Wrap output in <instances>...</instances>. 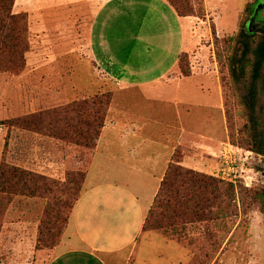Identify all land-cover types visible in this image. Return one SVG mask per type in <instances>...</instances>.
Returning <instances> with one entry per match:
<instances>
[{
  "label": "rangeland",
  "instance_id": "374dc122",
  "mask_svg": "<svg viewBox=\"0 0 264 264\" xmlns=\"http://www.w3.org/2000/svg\"><path fill=\"white\" fill-rule=\"evenodd\" d=\"M127 2L15 1L13 15L28 17L29 30L25 31L23 23L16 21L11 29L7 27L0 33V46L4 45V37L10 35L17 50L23 52L30 45L31 50L24 55L23 67L20 56L17 58L19 62L15 61L14 72L8 66L6 55L3 66L0 64V167L6 162L64 182L68 174L89 169L95 154V151L39 134L34 131L35 127H19L15 124L18 118L112 91L114 99L108 121L126 122L127 91L117 80L127 75L122 67L127 53V27L131 29L139 21L127 12ZM203 4L205 17L192 18L201 24L196 32L197 39L208 46L206 63L215 69L214 62H219L212 29L215 28L218 37H228L235 35L247 21V28L251 25L250 31L257 32L264 28V0H203ZM99 5L102 10L96 14L94 9ZM255 9L258 13L252 20ZM80 46L85 47L81 50ZM219 48L224 55L227 53V49ZM109 58L113 61L109 62ZM93 60H99L103 74L94 68ZM224 64L219 66L228 77L225 87L231 100L230 115L236 116L231 124V142L244 149L233 147L247 168L242 171L243 179L235 184L232 207L227 209L228 196L222 192L219 209L215 211L216 221L188 225L187 235L181 240H172L163 234L164 231L147 230L127 264H136V259L139 264H161L162 260L164 264H264V215L254 196L264 186V158L246 151L249 147L241 133L247 123L241 115L244 113L241 97L245 93L241 85L231 84ZM189 69L193 71L190 56L178 66V72L183 74ZM185 85L190 89L194 87L193 84ZM163 107L158 112L165 122L162 130L174 135L172 108L165 104ZM185 114L190 120L196 116ZM216 171L214 177H217ZM49 205L50 200L45 197L0 194V264L49 263L52 249L37 247L39 228ZM168 235H175V232Z\"/></svg>",
  "mask_w": 264,
  "mask_h": 264
},
{
  "label": "crops",
  "instance_id": "0c3cea01",
  "mask_svg": "<svg viewBox=\"0 0 264 264\" xmlns=\"http://www.w3.org/2000/svg\"><path fill=\"white\" fill-rule=\"evenodd\" d=\"M127 12L139 20L127 27V75L117 80L127 91V120L109 122L111 104L81 198L48 264L129 263L175 151L183 150L184 167L214 175L229 141L217 64L206 63L208 46L197 39L201 24L166 0H128ZM183 54L192 61L189 77L178 72ZM92 62L103 74L99 60ZM164 104L172 108L174 135L162 130Z\"/></svg>",
  "mask_w": 264,
  "mask_h": 264
},
{
  "label": "trees",
  "instance_id": "16d2710c",
  "mask_svg": "<svg viewBox=\"0 0 264 264\" xmlns=\"http://www.w3.org/2000/svg\"><path fill=\"white\" fill-rule=\"evenodd\" d=\"M16 0H0V33L5 28L11 29L15 22L23 23L28 32V17H16L13 8ZM181 18L205 17L203 0H166ZM248 14L249 10L246 9ZM1 36V35H0ZM212 37L217 48L219 77L223 92L224 106L227 118L228 137L231 142L233 131L231 124L235 118L230 115V97L225 84L228 77L222 72V62L227 66L229 79L235 87L241 85L244 95L241 97L247 123L241 131L243 140L249 147L247 152L264 158V28L257 32L247 28L243 22L239 31L232 36L218 37L212 29ZM13 36L4 37L0 46V64L6 55L9 68L13 69L20 56L22 67L25 65V54L31 50V45L23 52L13 45ZM27 41V40H26ZM227 53L219 51V47ZM223 50V51H224ZM22 53V54H21ZM21 54V55H20ZM188 54H183L179 67L183 65ZM17 63L19 61H16ZM192 72H183L184 77ZM113 100L112 92L101 93L84 99H79L66 106L43 111L15 120L19 127H35V132L47 134L51 138L90 152L96 151L99 139L106 124L109 109ZM29 130V129H28ZM235 149H242L231 142ZM241 151H244L242 149ZM183 152L177 149L173 155L160 190L145 219L143 232L147 230L164 231V235L172 240L186 237V228L195 222L209 223L216 221L215 211L219 209L222 192L228 196V207H232L235 197V183L224 181L213 175L188 169L182 165ZM90 166V165H89ZM87 170L70 173L64 182L40 175L26 169L3 162L0 167V194L22 197H45L50 200L41 226L39 228L38 248L54 249L60 245L71 215L81 198L87 178ZM264 215V186L254 194ZM175 232V235H168ZM210 238V237H209ZM134 258L132 260V263Z\"/></svg>",
  "mask_w": 264,
  "mask_h": 264
},
{
  "label": "built area",
  "instance_id": "2783aa9c",
  "mask_svg": "<svg viewBox=\"0 0 264 264\" xmlns=\"http://www.w3.org/2000/svg\"><path fill=\"white\" fill-rule=\"evenodd\" d=\"M246 166L242 163L238 152L228 143L224 146L220 155V166L216 171V176L224 181L237 183L243 179V172Z\"/></svg>",
  "mask_w": 264,
  "mask_h": 264
},
{
  "label": "water",
  "instance_id": "95a60500",
  "mask_svg": "<svg viewBox=\"0 0 264 264\" xmlns=\"http://www.w3.org/2000/svg\"><path fill=\"white\" fill-rule=\"evenodd\" d=\"M261 7H263V6H261ZM261 7H259V8H261ZM257 13H258V10L255 9V11L253 12L252 20H254V18L257 16ZM250 26H251V25H249V27H250Z\"/></svg>",
  "mask_w": 264,
  "mask_h": 264
}]
</instances>
